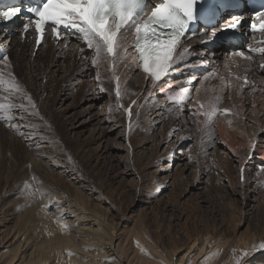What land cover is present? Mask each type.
I'll return each mask as SVG.
<instances>
[{"label":"rangeland","instance_id":"obj_1","mask_svg":"<svg viewBox=\"0 0 264 264\" xmlns=\"http://www.w3.org/2000/svg\"><path fill=\"white\" fill-rule=\"evenodd\" d=\"M234 66L237 67L236 63ZM201 69L205 73L194 71L196 76L209 72L208 66ZM14 74L17 82L23 79L22 70L14 71ZM235 76L230 77L232 83L227 82V87L221 91V109L238 104L239 89L230 86L237 83ZM217 79L219 76L208 80V84L213 82L211 91H207L210 99L217 96ZM196 81L195 87L200 80ZM76 87L53 89L42 103L28 86L39 115H31V106L22 102L23 98L18 94L5 92L3 96H9V99L0 98L17 108L23 104L29 109L21 116L34 137V140L19 137L16 157L7 147L9 142L5 128L0 126V197L4 204L11 200L7 197L10 190L27 184L35 185L36 181H15L18 167L22 169L34 165L39 177L46 179L41 182H46L52 191H63L74 200L76 193L84 195L86 204H83L89 212L101 208L105 223L114 228L113 235L145 228L154 239L161 235L165 248L175 250V258L189 255L204 239L207 229L232 241L252 235L264 239V171H261L264 168L263 95L256 98L258 104L248 94L245 95L247 102L246 97L240 99L238 105L241 104L245 119L240 121L237 118L233 129L224 127L219 119L222 116L232 120L233 116L229 114L217 115L211 125L206 126L205 117L199 114L204 109L200 108L195 90L189 91L190 101L177 104L168 96L182 94V88L167 79L155 89L153 97L157 99L154 102L156 105L153 104L143 116L131 115V120L134 119L132 124L138 126L139 131L129 135L127 144L118 136L119 129L111 132L100 130L106 126L116 127L121 120L118 113L113 112L115 108H111V123H105L104 118H108V110L104 107L107 98L99 100L90 113H84L79 119V122L83 119L88 121L95 113L90 124L69 131V124L76 121L79 111L88 105ZM64 92L68 95L62 104L59 99ZM153 107L163 108L164 115L157 117L156 112L151 114ZM15 109L7 114L16 118L21 110L17 112ZM133 135H143L146 143L133 154H128L129 142L133 145L141 137ZM37 139L50 142L56 151L55 157L59 156L53 159L65 162L70 172L42 165L33 146ZM34 157L35 160H31ZM241 168L245 171L243 181ZM81 185H86L90 191L82 189Z\"/></svg>","mask_w":264,"mask_h":264},{"label":"bare ground","instance_id":"obj_2","mask_svg":"<svg viewBox=\"0 0 264 264\" xmlns=\"http://www.w3.org/2000/svg\"><path fill=\"white\" fill-rule=\"evenodd\" d=\"M231 15L237 16V12L232 11L223 14L220 22H227ZM24 20V18L18 19L14 28H5L0 33V69L5 71V78H7L8 72H11L15 77L14 71L22 70L23 79L17 82L15 77L22 92L14 94L22 96L24 103H28L26 96H30L28 86L42 103L44 99H47L46 94L53 89L57 91L65 86L67 89H74L77 86L76 89L85 97L84 101L88 102V105L79 111L76 121L71 120L72 122L69 124V131L71 132L76 127L83 128L88 123L90 124L91 116H96L95 113L90 115L88 121L83 119L79 122V119L84 116V113H90L99 100L107 98L104 103V107L108 110V118H104L105 123H111V108H115L113 112L116 111L121 120L116 127L106 126L100 130L111 132V130L119 129L118 136L122 137L128 144L129 135L135 134L139 129L138 126H133L134 119L131 120L123 109L130 108L133 117L145 115L157 101L153 97L155 89L167 79L174 81L175 86L179 88L189 91L195 90V97L200 104H208L211 99L214 100L207 97V91H211L210 87L213 85L212 81L208 84L209 79H216V76H219L215 85L218 86L217 95H220L227 82L228 84L232 83L231 76H247L250 83L245 85L243 90H238V104L241 98L246 97V94L249 98L254 97V102L259 96L263 95L264 98V71L258 68L260 58H253L251 62L244 60L235 54L239 47L225 39H214L210 44L202 45L204 39H210L212 30L218 29L222 24L204 29L201 32H210L209 35L198 33L188 35L175 54L178 63L156 86L132 62L131 56L133 54L128 50V60L120 63L117 68L121 87L125 90L118 103L114 91L115 82L111 80V72L106 71V66L102 65L96 68L91 65L92 53L76 35H67V40L61 39L60 42L48 35L42 45L35 49L33 32L29 31L27 34L23 32V25L26 24L23 22ZM185 48H188L189 52L183 60H180V55ZM5 55L9 58L6 68L5 61L2 60V56ZM60 58L62 60H59ZM234 63L237 67H233ZM205 66L209 67L208 73L212 75L206 72L205 75L196 76L194 71L197 73L204 72L200 70ZM10 68H12L11 71ZM97 73L101 74V81L96 79ZM206 76L207 79H205ZM221 77L223 79H220ZM196 79L200 81L198 84L196 83L198 86L195 87L194 81ZM196 88H200L199 93L196 92ZM4 93L3 90H0V98L4 97ZM67 95L65 92L63 93L62 98L59 99L60 103L63 104ZM246 99L247 97L245 101ZM0 103L7 102L0 99ZM238 104L233 103L232 108H224L231 110L229 115L233 116L232 120L230 117L221 118V116L219 118L224 127L233 129L237 118L240 121L245 119L242 106ZM120 105L123 107L121 108ZM15 110H18L17 112L21 110L17 113L16 118L12 116V123L16 127H10L9 122L4 119H0V126L5 128L3 129L8 138V149L13 156L17 157L16 149L20 142L19 137L28 140H34L32 139L34 137L23 123L21 113H24V110L19 107ZM154 112H156L157 117L164 115V110L160 107L150 111L151 114ZM15 119H17L16 122H14ZM130 123L132 125L131 130H129ZM133 136L141 137L133 145L129 142L128 154H133L146 143L145 139L142 138L143 135ZM37 140L33 142V146L34 150L38 152V158L42 165H47L49 168L51 166L59 167L64 172H70L65 162L64 164L59 159H53L59 156L55 157L56 151L50 142ZM8 158L6 157V160ZM35 158H31V160H35ZM13 164L16 165V163ZM132 167L134 168V159ZM36 168L34 165H27L22 169L18 167L17 171H14L17 176L15 181H36L33 187L26 183L27 185L17 187L14 191L10 190L7 197L11 200L7 205L0 197V233H2L0 234V264H236L237 259H241L243 252H253L254 247L258 248L259 244L264 243L263 238L258 239L255 235L250 238L247 237V239L239 237L232 241L226 237H219L217 232L207 229L204 239L202 238L189 255L186 257L181 255V258H175V250L169 251L165 248V240L162 236L154 239L153 234L145 228L129 231L126 234L116 233L113 235L114 228L111 224L105 223L104 215L100 211L101 208L99 211L92 209L89 212L84 206L86 204L84 195L76 193L74 200L69 199L62 190L63 193L56 191L57 189L52 191L46 182H41L46 181V179L39 177L40 174L36 173L38 172ZM133 168L131 170H134ZM80 187L90 191L86 185ZM62 188L64 189V187ZM75 188L78 190L77 187ZM42 194L45 195L42 196ZM62 225H67V227H62ZM241 264H264V252L257 250L254 255L243 257Z\"/></svg>","mask_w":264,"mask_h":264},{"label":"snow or ice","instance_id":"obj_3","mask_svg":"<svg viewBox=\"0 0 264 264\" xmlns=\"http://www.w3.org/2000/svg\"><path fill=\"white\" fill-rule=\"evenodd\" d=\"M224 6H226V0H160L154 5L152 0H42L39 7L24 9L17 3H12L11 0H0V21H12L24 11L34 15V19H30L23 25V31L25 34L29 30L35 32L37 47L44 42L46 29L49 28L52 38L57 42L61 39L66 41L67 35H76L91 51V65L96 68L106 66V71L111 72V80L115 82V97L119 103L125 90L121 87L117 68L120 63L129 58L127 45L129 34L133 36L131 47L135 52V55L131 56L132 62L156 86L157 82L166 77L170 69L178 63L175 52L188 33L190 24L201 18H215L217 10ZM243 21L242 15L231 17L230 22H224L218 29L212 30L210 39L216 38L218 32L238 30ZM249 27L253 37L257 33L264 37V11L255 13ZM200 34L207 35L206 32ZM188 52L189 49L185 48L180 55V60H183ZM247 52L251 54L246 55L245 50H239L235 54L248 62L253 60L252 54L258 55L261 61L258 68L264 71V39L257 41L255 46L249 44ZM3 60L6 68L9 58L5 55ZM5 76V71L0 69V90L10 95L22 92L11 72L7 73V78ZM207 78L206 76L205 79ZM96 79L101 81L100 73H97ZM235 80L237 83L231 86L239 90H243L245 85L250 83L247 76L237 75ZM181 91L182 94L169 95L168 99L177 104L186 100L190 101L189 90ZM196 92L199 93L200 88H196ZM8 99L9 96L4 97L5 101ZM26 99L31 106L30 114L39 115L31 96H26ZM222 102L223 95H217L208 104H200V108L204 111L199 114L205 117L206 126H210L217 115L230 113L231 110L219 107ZM18 107L29 111L23 104ZM120 107L123 106L120 105ZM15 108L17 106L12 103H0V114L10 113ZM123 110L131 118L130 108ZM0 119L7 120L10 127H16L12 123L11 115H0ZM131 127L130 123L129 130ZM252 147L255 148V145ZM261 171H264V168H261ZM240 173L243 181L244 168L240 169ZM257 250L264 252V243L259 244L258 248L254 247L253 252H243L241 259L254 255ZM241 259H237L236 264H241Z\"/></svg>","mask_w":264,"mask_h":264}]
</instances>
